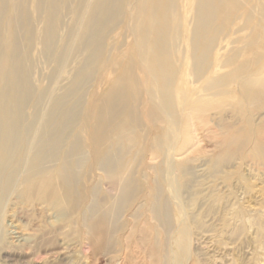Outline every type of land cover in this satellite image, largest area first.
<instances>
[{"label":"bare ground","instance_id":"bare-ground-1","mask_svg":"<svg viewBox=\"0 0 264 264\" xmlns=\"http://www.w3.org/2000/svg\"><path fill=\"white\" fill-rule=\"evenodd\" d=\"M235 158L264 174V0H0V211L34 190L93 253L178 264L197 219L169 204Z\"/></svg>","mask_w":264,"mask_h":264},{"label":"rangeland","instance_id":"rangeland-1","mask_svg":"<svg viewBox=\"0 0 264 264\" xmlns=\"http://www.w3.org/2000/svg\"><path fill=\"white\" fill-rule=\"evenodd\" d=\"M195 85L198 87V83ZM201 153L196 160L212 153V146L205 139L201 142ZM143 159L147 164H157L149 161L148 154ZM95 175L93 182L98 184L100 173L95 172ZM196 179L194 188L190 192L185 190L186 194L183 192L180 196L185 211L176 212L174 204H169L171 231L186 216L193 214L197 219L189 253L178 264H264V230L260 223L262 212L258 206L264 196L254 193V189L261 188L264 182L262 167L257 168L249 161L235 158L214 176L205 166ZM181 183L187 185L184 180ZM104 185L101 183L99 200L112 187L110 184ZM14 193L6 197L0 211V264H121L122 256L126 253L121 239L125 232L114 235V253H93L83 239L72 233L69 221H74L77 214L67 220L57 215L56 211L45 209L36 201L37 191L20 188ZM191 194L197 201L190 202ZM40 229L55 232L58 254L54 257L50 254V246H46L45 253L41 255L28 248V238ZM132 251L137 256L136 248H132ZM172 251L176 249L172 248Z\"/></svg>","mask_w":264,"mask_h":264}]
</instances>
